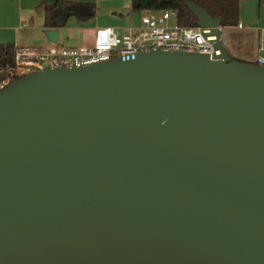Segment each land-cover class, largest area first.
Masks as SVG:
<instances>
[{
  "label": "water",
  "instance_id": "95a60500",
  "mask_svg": "<svg viewBox=\"0 0 264 264\" xmlns=\"http://www.w3.org/2000/svg\"><path fill=\"white\" fill-rule=\"evenodd\" d=\"M184 1L218 54L46 66L0 89V264H264V66Z\"/></svg>",
  "mask_w": 264,
  "mask_h": 264
},
{
  "label": "built area",
  "instance_id": "2783aa9c",
  "mask_svg": "<svg viewBox=\"0 0 264 264\" xmlns=\"http://www.w3.org/2000/svg\"><path fill=\"white\" fill-rule=\"evenodd\" d=\"M237 26L242 27L241 24ZM208 31L198 25L179 24L177 13L172 9L144 11L138 25L123 29L96 27L90 45L63 46L56 42L47 47L17 49L13 63L0 81V89L46 66L80 67L113 58L129 61L142 52L154 50L218 54L219 51H214L211 43L216 37L203 36ZM218 32V41L224 46L225 27L220 25ZM249 63L264 66V53L257 54Z\"/></svg>",
  "mask_w": 264,
  "mask_h": 264
},
{
  "label": "crops",
  "instance_id": "0c3cea01",
  "mask_svg": "<svg viewBox=\"0 0 264 264\" xmlns=\"http://www.w3.org/2000/svg\"><path fill=\"white\" fill-rule=\"evenodd\" d=\"M42 2L57 3L60 8L55 16V27L59 32L57 43L63 46L92 43L94 29L98 26H93L87 34L70 37L67 29L75 19H101L105 26L123 29L134 22L135 14L140 12L131 9V0H0V43L10 42L25 48L51 45L45 35L49 27L44 12L38 9ZM238 10V24L242 27L235 28L245 32L240 35L234 54L238 60L250 62L257 54L264 53V0H238ZM248 39H253L254 43H248Z\"/></svg>",
  "mask_w": 264,
  "mask_h": 264
},
{
  "label": "trees",
  "instance_id": "16d2710c",
  "mask_svg": "<svg viewBox=\"0 0 264 264\" xmlns=\"http://www.w3.org/2000/svg\"><path fill=\"white\" fill-rule=\"evenodd\" d=\"M192 1L206 9L213 17H220L222 26H237L239 12L238 0ZM38 9H41L44 12L46 26L49 28L55 27V16L60 9L58 4L42 2L38 6ZM131 9L136 12L172 9L177 13L179 24L187 26L197 25V17L186 5L184 0H131ZM68 15L69 14H66L65 16ZM23 48L25 47H16L10 42L0 43V81L4 79L8 67L13 63L15 51Z\"/></svg>",
  "mask_w": 264,
  "mask_h": 264
},
{
  "label": "rangeland",
  "instance_id": "374dc122",
  "mask_svg": "<svg viewBox=\"0 0 264 264\" xmlns=\"http://www.w3.org/2000/svg\"><path fill=\"white\" fill-rule=\"evenodd\" d=\"M142 12H138L137 14H135V18H134V22H130L126 25H138L139 21H140V16H141ZM37 18H39L40 14L36 15ZM99 22V23H98ZM72 27L70 29H67L69 32V36L73 37L76 35H84L87 34L88 32H90L92 30L93 26H98V27H102L105 26L102 22L101 19L97 20L96 18H92L90 20H86V21H79L77 19H75L74 21H71L70 24ZM68 28V27H67ZM245 31H242L240 29H236L234 26H225V39L226 42L224 44V47L226 49V51L228 52V54L230 56H232L233 58L237 59V56L234 54V52L237 50V45L239 44V39H240V35L243 36L242 33H244ZM65 36V35H64ZM248 43L253 42L254 40H247ZM50 46V45H46Z\"/></svg>",
  "mask_w": 264,
  "mask_h": 264
}]
</instances>
